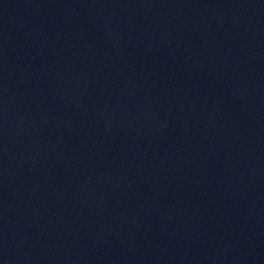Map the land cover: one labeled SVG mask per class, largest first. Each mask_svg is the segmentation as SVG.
I'll list each match as a JSON object with an SVG mask.
<instances>
[{
  "label": "water",
  "instance_id": "95a60500",
  "mask_svg": "<svg viewBox=\"0 0 264 264\" xmlns=\"http://www.w3.org/2000/svg\"><path fill=\"white\" fill-rule=\"evenodd\" d=\"M0 109L121 264H264V0H0Z\"/></svg>",
  "mask_w": 264,
  "mask_h": 264
}]
</instances>
